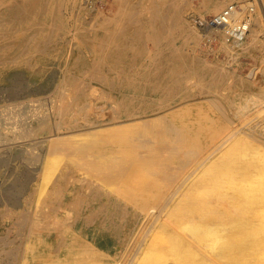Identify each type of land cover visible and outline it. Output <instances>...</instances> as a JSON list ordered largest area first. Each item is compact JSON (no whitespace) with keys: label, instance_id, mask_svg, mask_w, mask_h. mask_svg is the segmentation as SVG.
<instances>
[{"label":"bare ground","instance_id":"1","mask_svg":"<svg viewBox=\"0 0 264 264\" xmlns=\"http://www.w3.org/2000/svg\"><path fill=\"white\" fill-rule=\"evenodd\" d=\"M69 1L72 4L71 6L69 5L70 7L74 6L82 10L84 8L90 14L88 21H85L87 25L85 30L94 32L95 36L91 38L95 40H92L93 43L95 42L93 44L94 47L100 48V46H104L102 44H107L111 47L110 54H105V52L101 56L104 59L108 57L112 61L118 59L120 52L117 51L127 50L126 45L117 44L115 41L120 31V22L116 21L114 17H97V14L103 15L104 12L100 11L98 13V11L89 9L85 4V0H82V4H79L80 0ZM126 1L129 2L130 0ZM193 1L190 0V6L193 5ZM234 1L236 0H202L201 4L212 12H216V16L228 5L233 4ZM237 1L236 3L239 6L235 9L229 25L244 17L242 11H246L247 7H253V13L252 15L250 14L253 25L250 29L251 33H253L254 42H257L260 34L264 35V0H253V2H249V0ZM138 2L137 4L141 5L143 9L147 8L153 12L151 16H146L144 21L139 22V26L145 29L144 38L151 40L156 50L146 46L147 48L143 51L140 50V54H137L140 58L139 64L130 63L128 67L119 71L107 68V62L102 60V58L96 63L93 61V63L86 64L87 61H81L82 64H86L84 66L88 65V70H95L94 72L102 74L99 85L96 88L93 86L95 89L92 88L94 89L93 96L84 90L74 91L77 86L75 87L74 80H72V83L67 82L66 72L68 70H65V72H62V89L58 90L53 86L56 88L53 95L55 96L54 98H57V101L59 98L63 105H61L62 103H60V106L54 105L53 110L46 113H44L45 110L42 112L36 109L37 112H34L32 116L27 117L20 125L16 126L14 123L17 122L13 120V123L10 119H14L20 112L23 115L25 111H15V109L24 106L26 104L25 100L36 101L29 99V97L33 94L35 96L46 93L49 88L47 89L48 86L45 85H38L33 92L20 95L22 88L20 78H23L24 72L13 70V68L15 65H20V60L23 57L28 56L25 58L27 61L24 64L28 69H31L32 75L38 77L43 66L53 64L50 62L51 51L62 42L61 31L68 26V21H65L61 15L58 0H0V82L9 80L16 88L11 94L8 92L10 100L15 105L10 106L12 108L7 107L11 111L7 110V108L1 110L4 111V115L2 114L3 120L11 121L16 128L14 130L29 136H34L38 131H44L43 129L53 126V136L45 141L49 143L55 142L57 146L42 150L40 158L41 160H48L44 162L48 165L51 164L49 163L50 156L54 155L56 157L57 155L59 157L58 170L61 168L59 170L60 173L58 172L59 175L55 176L57 178H54V182L49 181L48 178L50 179L54 174L51 172L49 174L50 177L47 178L46 176L49 172L46 171H49L48 169H52V171L56 169L55 171H57V168L49 165L48 167H51H46V169L44 168L46 164L43 163L45 173L40 174L42 178L40 187L43 188L44 185H47L44 186L45 192L47 188L45 198L42 201L36 199L41 201V204L38 203L41 205L40 207L35 205L32 210H27V213L22 211L25 213L23 215L21 212L25 218H23L25 223L21 219L23 224H19L20 226L25 224L28 233L31 234H34L35 230L40 229L43 233L42 237L39 238L40 245L48 251L46 250L45 255L42 254L39 250L40 246L35 242H30L29 244V240L28 247L24 248V250H26V253L28 250L32 257L33 252H37L36 258H42L44 264H82V261H87V264H112L110 263L112 260L116 261V264H148L154 260L155 263L153 262V264H158L159 260L157 258H160V256L161 258L164 257V260L159 264H164L165 256H167L166 247L163 246L165 241L163 242L162 240L158 245L155 244L158 240L157 238H153L154 240L150 239L149 233H151L150 230H153L151 229L153 224L150 221L147 223V220L145 222L144 214L142 215L143 218L139 216L140 220L138 217L137 229L139 231L135 230L133 241H131L134 237L132 234L128 236L118 233L114 226L115 221L109 218L111 217L109 213L128 211V206L124 203V199L130 201L132 198L128 196L130 195L129 192L136 189L132 186L130 187L132 175H129L131 174L129 171V174L127 173V166L132 165V168L135 169L133 174L136 175L133 176L135 177L134 179H140L133 181V183L137 182L139 185H143L140 188L145 194L146 190L149 193L146 194L148 195L145 196L146 198H150L149 195L153 197L155 194H161L167 189L169 184L172 185L170 193L185 186L190 189V197L180 200L173 198L174 202H170L171 206L170 204L167 205L169 206L167 210L172 215L179 217V221H174L179 222L182 227L184 226V229L186 228V232H189L187 234L188 237L189 234L191 235L190 240L192 239V242L194 240V244L196 243L195 241H198L199 245H202V253L196 252L199 249L196 248V245L192 247L193 243L190 244V240H188V244L186 240L189 239L188 237L184 239L182 235L180 238L178 237L179 234L178 236L174 234L173 241L176 249L172 264H214L216 261L221 264H264V97L257 92H253L255 85L253 81L246 82L244 78L236 77L230 71L218 68L217 65L208 64L204 58L198 56L195 50L191 51L189 40L193 36L198 35V30L188 25V21L184 18L185 16H181L182 19L177 16V21L173 24L171 23L170 26L166 24L168 20H164L165 23L163 21L162 27H167L168 34L163 35L157 31V19L154 16H157L162 11L164 1L139 0ZM130 6L131 3L126 4L125 7L132 8ZM61 10H63L62 7ZM134 11L137 12V10ZM134 14L131 15L133 16ZM178 14H181V12H177ZM174 15L176 14L174 13ZM164 18L166 17L164 16ZM132 21L133 23L135 22L134 20ZM136 22L138 24V20ZM204 22L206 24L204 33L200 37L206 40L212 52L217 53L213 46L215 37L222 41L221 47L232 52H235L237 47L245 45L247 34L238 42H227L226 29L224 32L211 29L207 26V20H204ZM179 24H181L178 28L182 41L175 45L171 34L174 30L178 31L175 25ZM255 26L258 27L257 30H255ZM129 28L131 30V27ZM213 32L216 34L215 37L211 35ZM196 47L202 50L201 42L198 41ZM84 54L81 55L79 53L78 58H85ZM177 61L181 64V69L178 71L172 68ZM199 65L202 66L197 68ZM85 70L86 67L81 68L80 72H87ZM199 71L210 79L209 84H206V92H204L205 89L202 92V94L205 93L203 95H206L204 101L212 102L225 115V119L212 117L210 125L204 124L201 126L203 127L202 130L207 133L205 136L207 145L205 147L198 145V139H195V136H192L194 139L186 137L187 134L183 132V125L185 127L186 123L180 125L175 122L176 116L171 114L175 112L174 110L179 105L172 107L169 102L165 104L155 102L156 96L160 94H173L174 91L178 92V95L185 94L189 90V83L192 84L191 80L194 79L193 77ZM251 72L253 76L254 69ZM89 73L92 75L93 72ZM78 74L80 75L79 72ZM171 74L174 76L173 79L169 78ZM140 76L147 78L148 81L146 80L145 83H142V80L138 79ZM91 77L93 78L94 76ZM80 81H78V84ZM234 85L235 87H246L250 91H241L242 93H236L235 97H229L228 93L231 91L229 86L233 87ZM262 87L264 89L263 85ZM92 89L90 90L92 91ZM221 90L227 91L225 92L227 95H223ZM69 96L70 100L67 102L66 100ZM173 96L176 95L173 94ZM48 99L50 98L48 97ZM37 101L36 103H38ZM57 101L56 103H58ZM69 105H72V108ZM247 118H250L251 122L248 125H242L241 122ZM191 123L194 125L193 122ZM19 136L21 137V135ZM9 140L7 138V143ZM10 144L8 145L10 146ZM0 147L2 146L0 145ZM29 148L32 150V147ZM216 150L218 151L214 155ZM8 152L6 151V153ZM35 157H31L30 160H35ZM167 162L171 163L167 164ZM154 168L156 169L152 173L154 178L148 181L143 175L146 171H152ZM119 172L123 173L119 174ZM126 174H128L127 178ZM31 175L24 176L25 182L32 178ZM43 175L44 177H42ZM149 175L152 176L150 173ZM123 176L129 181L123 180ZM43 178L47 179L46 184L42 183V181L46 180H43ZM21 183L23 185V182ZM41 188L39 189L40 191L38 190L40 195H36L37 197H41L43 196L42 193H45L44 188ZM207 192L209 193V198L207 197L202 201L193 203L196 196L207 194ZM10 193L11 189L7 191V197ZM213 195L214 197L217 195L221 197H218V200H212ZM98 198L102 199L99 200ZM199 199L201 200V198ZM96 201L98 203H95ZM144 206L146 205L142 203L139 207H136L140 208L142 213L143 210H145V213L146 211L147 213L151 211L150 206L152 205L146 206V209L149 207V211L144 209ZM149 213L146 215L148 216ZM22 216L20 215L19 217L22 218ZM173 217L175 216H171V218ZM154 220L152 221L154 222ZM158 224L160 229L168 230L163 225L164 223L162 224V221ZM54 225L57 226L54 227ZM25 227H23V230ZM175 228L177 229V227ZM53 230L57 231L56 235H54ZM170 231L173 230L169 229L168 232ZM175 233L177 232L175 231ZM3 237L5 238L6 236L4 235ZM52 243H55L56 247L58 246L59 248L56 256L58 258V260L56 259L57 261H55V256L53 258L50 250ZM187 244L190 246H186ZM184 245L187 248H184ZM135 246L139 248L142 246L141 252L138 253L141 254L138 256L136 254L130 260H124L127 254L130 256V250L128 249H133ZM0 252L3 253L2 251ZM5 253L8 254L7 251ZM12 255L14 254L12 253ZM12 257H15V255ZM27 259V255H25L24 260L27 261ZM214 260L216 261L214 262Z\"/></svg>","mask_w":264,"mask_h":264},{"label":"rangeland","instance_id":"2","mask_svg":"<svg viewBox=\"0 0 264 264\" xmlns=\"http://www.w3.org/2000/svg\"><path fill=\"white\" fill-rule=\"evenodd\" d=\"M68 1L67 0H58L59 10L61 12V15H62L63 19L65 21H68V26L63 28V30L61 31V33H62L61 36H62L63 39H61L62 42H60V44H59L60 46L57 45V48H54L51 51L52 54L50 55V58H51L50 62H52L53 64H50L49 66H45V67L43 66L42 69H41L40 75L38 77L35 76V75H32L33 72L31 71V69H28L26 67V65L24 64V62L27 61L25 58L28 57V56H25V58L23 57V59L20 60V65H15L14 68H13V70H18V71H23L24 72V76H22L23 78H20V81L22 82V85H21L22 88H21V91H20V93H21L20 95H24V94L26 95L29 92H33L35 90V87H37L38 85H45V86H48L47 89L49 88V91H47L46 93H42L40 95H35V96L33 94V95H31L29 97V99L36 100V101L38 100L37 101L38 103H36V101L25 100L24 102L26 104L24 106H21V108L18 109V107H17V109H15V107H14L15 111H25V112H23V115L20 112L21 115L17 114L16 115L17 117L15 116L16 118L14 117V119H10L12 122H13V120H15L14 122H17V123L13 122L16 126L20 125L25 119H27V117L32 116V114L34 112H37L36 109H38V111H42V112H44L43 110H45L44 113H46V112L52 111L53 108H54V105L60 106V103H62V102L60 101L59 98H58V101H57V98H54L55 96H53V95H54V92H55L56 88L58 90L62 89V85H63L62 72H65V70H68L66 72V75H67L66 77H68L67 78V82L68 83H72V80H74L75 87L77 86L74 89V91H76V90L77 91H83L84 90L86 92H89L91 94V96H93L94 89L99 85L100 78L102 77V74H99L98 72H94L95 70L94 71L93 70H88L87 69L88 65L87 66H84V65L89 64V63H93V61H94V63H96L99 59L102 58V60H105V62H107L106 63L107 64L106 65L107 68L109 67V69H111L113 71H119L122 68L124 69V68L128 67V65L130 63H134L135 65L139 64L140 58H139V56L137 54H140V52H139L140 50L143 51L148 46H149L150 49L156 50L154 48L153 44H152L153 42L151 40L147 39V38L146 39L144 38L143 35L145 34V32H144L145 29L144 28H140L141 26H139V24L142 21H144V18L146 16H151L153 14V12H151L147 8L143 9L141 7V5H138L137 3H139L138 2L139 0H130L129 1L131 3L130 7H132V8L125 7L126 4H130L126 0H105V1H103V0L101 1L100 0L99 1V5L100 6H101V2L104 3L103 4V7H104V11L103 12L104 13H103V15L97 14V17H100V18L103 17V16L111 17V18L114 17L116 19V21H119L120 22L119 23V26H120L119 29H120L121 32L119 31L115 41H116L117 44L126 45V47H127V50L117 51V52H120V57L118 59L114 60V61L110 60V58H108V57H105V59H104L103 56H101V54L105 53V52H106L105 54H110L111 53V49H110L111 47L109 45H107V44L106 45L102 44L104 46H100L99 45L100 48L102 47L101 49L99 47L95 48L94 45H93L95 42L93 43L92 42L93 39H91L92 36H95L94 32H89L88 30H85V28H87V25L85 24V21H88V19L90 18V14L84 8L82 10V9H78V7H74V6L70 7L72 4L69 3L70 1L69 2ZM122 1H125V2H122ZM163 1H164V3H163V6H162V11L157 16L156 15L154 16L155 19H157V22H156L157 23V25H156L157 26V31L161 32L163 35H167L168 34L167 27L166 26L162 27V25L165 23L166 19L168 20V21H166V24L170 26L171 23L173 24V23H175L177 21V16H179V19H182V17L185 16L184 18H185V20L188 21V25L192 26V27H195L196 30H198L197 31L198 35L193 36L189 40V44L192 47V48L190 47L191 51L195 50V52L198 54V56H200L201 58H204L205 62H207L208 64L215 65V66L217 65L218 68L220 67V68H223L226 71H230L231 73H233L234 76L244 78L246 80V82L247 81H253L255 83L254 88H253L254 89L253 92H257L258 94L262 95V97H264V89L262 87V85L264 86V69H262V68H264V56H263L264 55L263 54L264 53V45H263L264 44V35L260 34V37L258 38L259 42L258 41H257L258 43L254 42L253 36H252L253 33H251L252 31L250 29L251 26L253 25L252 23H251V26L249 27V33H247V37L245 38V45L242 46V47H237L235 52H232V51H230V50H228L226 48L221 47V45H222L221 42L222 41L218 40L215 37V35H216L215 32L211 33V35L215 37L214 40H216L218 42V48L216 46H214L215 51L217 53H214V52H212L209 49L206 40H203V38H201V37H202V33H204V28H205V25H206V24H204L205 23L204 20L210 21L213 18V16L215 14H217V13L216 12H212L209 8H207L206 6L202 5L201 4L202 0H194L192 6H190V0H176V1L163 0ZM169 1H170V3H169ZM166 2H167V4H166ZM234 2H238V1L236 0ZM249 2H253V0H249ZM82 3H83L82 0H80L79 4H82ZM132 3H133V5H132ZM61 7H62L63 10H61ZM168 8L170 9L169 12H168V10H169ZM146 9H147V11H146ZM178 9H179V11H178ZM134 10H137V12H135ZM127 11L129 12V15H128ZM62 12H63V14H62ZM164 12L165 13H169L170 15L166 14L167 15L166 16ZM177 12L178 13L181 12V14L177 15ZM133 13H135V14L132 16L131 14H133ZM174 13L176 15H174ZM81 14H83V15H81ZM71 15H72V17H71ZM163 15L166 18H164ZM130 16H132L133 18L130 17ZM129 19L131 20V22H130ZM132 20H134L135 22L133 23ZM137 20H138V24H136ZM163 21H164V23H163ZM122 22H123V24H122ZM80 23H81V25H80ZM180 25L181 24L175 25V26H177V28H178V27H180ZM129 27H131V30H130ZM77 28L78 29L83 28L84 30L83 29L78 30ZM164 29H166V30H164ZM257 29H258V27L255 26V30H257ZM174 31L172 32L171 35H172V37L174 39V44L176 45V44L180 43L182 40H181V35H180L179 28H178V31H175V32ZM68 32H69V34H68ZM66 34H68V35L65 36ZM200 35H201V37H200ZM88 36H89V38H88ZM127 36H130V37H127ZM76 39H78L79 41L76 40ZM214 40H213V43H214ZM93 41H95V40H93ZM198 41L201 42L202 50L198 49L196 47ZM146 42H147V44H145ZM205 43L207 45H205ZM110 44H111V41H110ZM131 46H133V47H131ZM60 47H63V48H60ZM105 47H106V49H105ZM139 47H141L142 49L139 48ZM104 49H105V51H104ZM81 52H83V53H81ZM79 53L81 55H83L85 53L84 54L85 58L84 57L78 58ZM97 53H99V54L97 55ZM88 56H89V58H88ZM232 58H234L235 61ZM75 59H76V61H75ZM84 60H85V62L87 61L86 64H82L81 63V61H84ZM76 62H78V63H76ZM174 64L175 65L172 66L173 69H175L176 71L181 69V64H180L179 61L175 62ZM117 65H118V67H117ZM110 66H111V68H110ZM201 66L202 65H199V66H197V68H200ZM49 67L51 68V70H50ZM84 67H86L87 72L81 73L80 69L81 68L83 69ZM253 69H254V74L252 76L251 75V73H252L251 70L253 71ZM184 71H186V70H184ZM78 72L80 73V75L78 74ZM89 72H91V73L93 72L94 75H93V73H92V75H90ZM234 72H235V74H234ZM255 73H256V75H255ZM95 75H96V77H95ZM196 75L193 77L194 79L191 80L192 84L189 83V90L185 94H182V95L179 94L178 95V92H175V91L173 92V94L176 95V96H173L172 93L171 94H169V93L168 94H166V93L165 94H160V95L156 96L157 99L155 98V102L156 103H161L162 102L164 104L166 102H169V104L172 107L174 105L175 106L179 105L174 110L175 112L171 114L172 116H176L175 122H177L180 125H183L184 123H186L187 125H185V127L183 125V132H185L187 134L186 137L187 138L189 137L190 139H194L192 136H195V139L196 138L198 139V145L205 147V145H207L206 144V139H205V136H206L207 133L205 132V130H202L203 127H201V126L204 125V124L210 125L211 124L210 120H211L212 117H214L216 119L217 118L218 119H220V118L221 119H225V115L217 107H215L216 106L215 104H213L212 102L204 101V98L206 97V95H203L205 93L202 94V92H203V89H205L204 92H206V89H207L206 84H209L210 79L206 78L205 74L203 72H201V71L196 73ZM91 76H94V77L92 78ZM55 78H56V80H54ZM169 78L173 79L174 76L171 74V76ZM138 79L142 80V83H145L146 80L148 81V79L143 77V76L138 77ZM78 81L81 82V83L79 82L80 85L78 84ZM81 85H83V86H81ZM53 86H55L56 88L53 87ZM93 86H95V88ZM77 88H79V89H77ZM92 88H94V89H92ZM191 88H192V90H191ZM14 89H16V88L14 87V85L9 80H3V81L0 82V112H2V113H0V140H1L0 141L1 142L0 145L2 146V147H0L1 148L0 149V156H2L4 153H6V151L7 152L9 151L8 153H6V154H4L2 156V157L5 158V161H4V158L0 157V158L3 159V160L2 159L0 160V238L1 239L3 238L2 240L0 239V251H2L4 253L3 254V253L0 252V256H1L0 257V264H21V263L22 264H26V263L27 264H44L42 258H39V257L36 258L37 252H33V257H34L33 258L32 254H30L28 250H27V253H26V250H24V248L28 247V240H29V244H30V242L37 243L38 246H40L39 250L41 251V253L44 254V255L46 254V250L47 249L45 247L42 248L41 245H40V241H39V238L42 237V235H43L42 231L40 229H37V230H35L34 234H31V233H28V230L25 227V224L22 225L23 227L26 228V229L24 228V230H23V227L20 226L19 224H23L21 219H23L24 216H22V213H23V215H25L24 212H26L27 210L28 211L32 210L35 205H38L40 207L41 205H39L38 203H40L42 201V199L45 198V195H46V192H47V188H46V192H45L44 186H47V185L43 186L45 193L44 194L42 193V195H43V196H41L42 198L40 196L39 197L36 196V195H40L39 194V191H40L39 189L41 188L40 187V182H41V179H42L40 174L44 172L43 166H44V164H46L44 162L48 161V160H41L40 156H41L42 150H46L49 147H51V148L54 147L55 148L57 146V143H55V142H52V143L50 142L49 143L48 141H45L47 138L53 136V134H52V133H54V131L52 129L53 126L51 128L43 129L44 131H42V130L38 131L36 133V135H34V136H29V135H23V134H21V132H19L17 130H14L16 128H15V126H13V123H11V121L9 122V121H4L3 120V115H4L3 112L4 111H1V110L2 109H6L7 107L15 105L14 102L12 100H10V96H9V94H11V92L14 91ZM90 89H92V91ZM229 89L231 90L228 93L229 97L230 96L231 97H235L236 93H240L241 91H250V89H248L246 87H242V86H236L235 87V85L233 87L229 86ZM8 92H10V93L8 94ZM221 92H222L223 95L224 94L227 95L225 93L227 91L221 90ZM51 93H52V95H51ZM198 94H200V95H198ZM45 96L46 97L48 96L50 99H48V97L46 98ZM202 98H203V100H202ZM40 99H41V102H40ZM161 99H163V100H161ZM69 100H70V96L68 97V99L66 101L68 102ZM166 100H168V101H166ZM182 100H184V101H182ZM44 101H45V104H44ZM56 101L58 103H56ZM34 102L36 103V107H35V103ZM67 102H65V104H67ZM33 104H34V106H33ZM46 105H48L49 107L46 106ZM61 105H63V103ZM69 107L72 108V105L71 106L69 105ZM10 108H12V107H10ZM10 108H7V110L9 109V111H11ZM189 108H190V110H189ZM186 113H188V114H186ZM176 114H179V115H176ZM17 119H19V120H17ZM8 122H9V124H7ZM191 122H193L194 125ZM200 122H201V124H200ZM250 122H251L250 118L249 119L247 118V119H244V121H242L241 124L242 125H248ZM10 123H11V125H10ZM197 128H199V130H197ZM209 133H211V132H209ZM195 134H197V135H195ZM19 135H21V137ZM7 138H9L11 140V141L9 140L8 143H7ZM43 138H45V139H43ZM33 139H36V140H33ZM29 140H31V141H29ZM5 144L6 145L10 144V146L9 145L6 146ZM3 146H6V147H3ZM187 146H189V145H187ZM29 147H32V150H30L31 148H29ZM185 148H186V146H185ZM186 149H188V147ZM31 151H32V153H31ZM217 151L218 150L214 151V155L217 153ZM35 156L38 158V161H37V158ZM31 157H35V160H30ZM56 157H58V156L56 155ZM56 157H54V155L50 156L49 163H51V164H48V165L46 164L47 166L46 165L44 166V168L48 167L49 165H51V166L53 165V167L56 166L57 171H55L56 169L55 170L53 169V171H52V169H48L49 171L45 170L46 172H49V173H47L48 175L51 172H53V174H54V176L52 175L53 178L50 177V175L46 176L47 178L48 177H50V179L52 178V180H50L49 178H48V180L49 181H53V182H54V178L55 179L57 178L55 176L59 175V173H60L59 170L61 169V168H59V170H58L59 157L58 158H56ZM53 158H55V159L53 160ZM47 159H48V157H47ZM53 162H54V164H52ZM56 162H58V163H56ZM170 163L171 162H167V164H170ZM29 166H30V168H29ZM50 167H48V168H50ZM131 168H132V165L131 166L130 165L127 166V173L129 171L131 174H129V173L128 174L132 175L131 176V180H130V187L132 186V187H134L136 189H134V191H132V192H129L130 195H128V196L132 198L130 201L125 200L124 198H122V199H124V203L127 204V206H128V211L124 210V211H118V212L116 211L114 213H109V215L111 216L109 218H111V219H113L115 221V225L114 226H115V228H116L118 233H121L122 235H128V236L132 234L134 237H133V239L131 241H133L134 238H135V234L134 233H136L135 230L139 231V229H137L138 228V224L137 223H139V220L141 219L140 217H142V215L144 214L145 222L147 220V223H149V221H150V223L153 224L151 226V229H153V230L152 231L150 230L151 233H149L150 234V239L152 240L153 238L154 239L157 238L158 240L155 242V244H158V245L160 244V242H162V240H163V242L165 241L164 242L165 245H163V246L166 247L167 256H165L166 260L164 261V264H172L173 261H174V253H175V249H176L175 246H174V241H173V237H175L174 234H177V236L179 234L178 237H180L182 235L183 238L186 239L185 237H188L187 234L189 232L188 231L186 232V228L184 229L183 228L184 226L182 227V225H180L179 222H176L177 220L179 221V217L177 215H172L171 213H169L168 210H167V208L169 206H167V205L170 204V206H171L170 202H172V201L174 202L173 198H175V200H178V199L180 200L182 198L190 197V193H191L189 191L190 189L185 186L186 188L182 187L183 190L182 189H180V190L177 189L178 192L175 190L174 191L175 194H174V192L173 193L169 192L171 190V188H172V185L169 184L167 186V189L161 193L162 195L161 194H158V195L155 194L153 197L149 195L150 198H148V197L146 198L145 196H148L146 194H149V193H147V190H146L145 191L146 194H145L144 191L140 188L143 185H139L137 182L133 183V181H138L139 178L134 179L135 177H133V176H136V175L133 174V171L135 169L132 168V171H131ZM28 170H29V172H28ZM155 170H156L155 168L152 171H146L145 170L146 171L145 172L146 175L145 174L143 175L144 177H146L145 179H147L148 181L153 180L154 175L152 173ZM54 172H56V173L59 172V173L56 174ZM121 173H123V172H119V174H121ZM149 173L153 177L150 176ZM28 174H32L31 175L32 178L26 180V182H25L24 176L28 175ZM128 174L125 175L126 178H127ZM125 176H123L122 179L129 181L128 179L125 178ZM42 177H44V175ZM144 177H142V178L144 179ZM45 179L43 178V180H45ZM149 179H151V180H149ZM123 180H121V181H123ZM46 181H47V179L45 181H42V183L43 182L45 183ZM21 182H23V185H21L22 184ZM42 183H41V186H42ZM134 184L135 185L138 184V185L135 186ZM125 185H124V187H126ZM187 186H189V185H187ZM43 188H41V189H43ZM10 189H11V193L8 194V197H7V191H9ZM37 191H38V194H37ZM33 195H35V196L33 197ZM136 195H138V196H136ZM207 197L209 198V193L208 192H207V194H204V195H198V196H196V198H195L193 203L202 201V200L206 199ZM213 197H214V195H213ZM213 197H212V200H218L217 198L219 196L217 195L216 197H214V198ZM39 198H41V199H39ZM199 198H201V200ZM36 199L41 200V201H38ZM100 199H102V198H100ZM35 202H36V204H35ZM95 203H98V202L96 201ZM142 203L144 205H146V206L152 205V206H150V208H151L150 210L151 211L148 210L149 207L146 209V206H144L145 207L144 209H146V210H148L150 212V213L148 212L149 213L148 216L146 215V214H148L147 211L145 213V210H143V213H142L140 208H138ZM13 205H18V206H13ZM136 206H138V207H136ZM157 208H159V209H157ZM22 211H24V212H22ZM163 211H164V213H163ZM120 213H121V215H120ZM156 213L157 214L160 213V214H158V216H157ZM20 215L22 216V218L19 217ZM171 216H175V217L171 218ZM138 217H139V220H138ZM158 217H160V218H158ZM175 218H177V219H175ZM24 219H23V221L25 223ZM153 219H155L154 222L152 221ZM174 220H176V221H174ZM155 221H157V222H155ZM161 221H162V224L164 223L163 225H165L167 227L168 230L165 229L167 232L170 229V230H173L174 233H173V231H170V232L167 233L166 231L160 229L158 223L161 222ZM173 221H174V223H173ZM57 225H54V227L57 226ZM172 226H173V228H172ZM175 227H177V229ZM182 230H183V232H182ZM175 231L177 233H175ZM56 232H57L56 230H53L54 235H56L55 234ZM170 233H172L171 234L172 236L169 235ZM21 234H23V235H21ZM28 234H29V236H28ZM4 235L6 236L5 238L3 237ZM154 235H157V236H154ZM190 236L191 235L189 234V237H188L189 239H186L187 241L190 240ZM183 238H182V241H183ZM13 239H15V240H13ZM9 240H11V241H9ZM191 240H190V244H192L194 242V240H193V242ZM4 242H5L6 245L3 244ZM26 242H27V244H26ZM195 242H196L195 244L194 243L192 244V247H193V245H196L197 246L196 248L199 249V250H196V252L197 253H202V245H199L198 241H195ZM24 243H25L26 247H25ZM164 243H161V244H164ZM197 243H198V245H197ZM188 244H189V241H188ZM188 244L186 246H190ZM129 245H131V244L129 243ZM186 246L184 245L183 247L185 248ZM17 248H18V250H17ZM19 248H20V250H19ZM50 250L52 251L53 258L55 256V261H57L58 258H56V256L58 255V251H59L58 246L56 247V244L52 243V246H51ZM128 250H130V252H129L130 256H129V254H127V256L124 257V260L125 259L126 260L127 259L130 260L133 256H136V254H137V256L140 255L141 253L140 254H138V253L141 252L142 246H141V248L135 246V247H133V249L129 248ZM6 251L8 252V254L5 253ZM133 251H134V253H133ZM9 253H11V255H9ZM12 253L15 255V257H12V256H14V255H12ZM25 255H27V258H28L27 261L24 260V256ZM2 256H3V258H2ZM160 258H161V256H160ZM160 258H157V260H159V263L162 260H164V257H162L163 259L162 258L160 259ZM23 260L26 261V262H24ZM215 261L216 260H214V262ZM153 262L155 263V261L152 260V263H148V264H153ZM81 263L82 264H87L88 262L87 261H82ZM110 263L116 264V261L112 260V261H110ZM156 263H158V261H156ZM216 263L218 264L219 262L216 261L214 264H216ZM219 264H221V263H219Z\"/></svg>","mask_w":264,"mask_h":264},{"label":"built area","instance_id":"3","mask_svg":"<svg viewBox=\"0 0 264 264\" xmlns=\"http://www.w3.org/2000/svg\"><path fill=\"white\" fill-rule=\"evenodd\" d=\"M99 1L100 0H85V4L89 9L98 11V13H100V11H104V3L101 2L100 6ZM237 6H239V4L234 2L233 4L228 5L220 14L216 16L214 15L210 21H207V26L211 29L222 30L223 32L226 29L227 42L235 43L239 40H242L246 36V34L249 33V27L251 26L250 14L252 15L253 13V7H247L246 11H242L244 17H242L234 24L229 25V21L231 17H233V13L235 12ZM205 45L207 44L205 43ZM213 46H216L218 48V42L216 40H214Z\"/></svg>","mask_w":264,"mask_h":264}]
</instances>
